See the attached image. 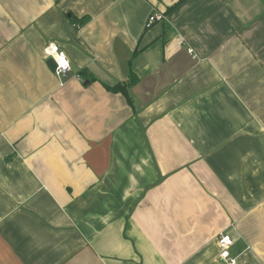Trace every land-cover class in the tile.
I'll return each instance as SVG.
<instances>
[{"label": "crops", "instance_id": "crops-1", "mask_svg": "<svg viewBox=\"0 0 264 264\" xmlns=\"http://www.w3.org/2000/svg\"><path fill=\"white\" fill-rule=\"evenodd\" d=\"M222 233L264 264V0H0V264H226Z\"/></svg>", "mask_w": 264, "mask_h": 264}, {"label": "built area", "instance_id": "built-area-1", "mask_svg": "<svg viewBox=\"0 0 264 264\" xmlns=\"http://www.w3.org/2000/svg\"><path fill=\"white\" fill-rule=\"evenodd\" d=\"M164 19L163 15L152 14L147 22V27L152 25L156 21ZM45 55L52 58L56 63L55 74L62 78H67L71 73V66L69 60L65 54L56 44L50 43L46 46ZM80 79V76H76ZM219 258L226 264H235V259L230 256V248L233 245V240L227 233H222L218 236Z\"/></svg>", "mask_w": 264, "mask_h": 264}, {"label": "trees", "instance_id": "trees-1", "mask_svg": "<svg viewBox=\"0 0 264 264\" xmlns=\"http://www.w3.org/2000/svg\"><path fill=\"white\" fill-rule=\"evenodd\" d=\"M72 20H73V22H75L77 25L80 26V25H83L84 23L87 22L88 17L87 16H84V17H81L79 19H75L74 18ZM136 52L137 51L134 52V55L136 54ZM128 79H129V82L127 83V85L116 84V85H114L112 87L105 86V88L107 90L111 91V92L122 93V94H124L125 96L128 97L127 92H126V87L132 86L133 84L136 83V80H137L135 74L132 71L129 72ZM127 99H128V101L130 100L129 97Z\"/></svg>", "mask_w": 264, "mask_h": 264}, {"label": "water", "instance_id": "water-1", "mask_svg": "<svg viewBox=\"0 0 264 264\" xmlns=\"http://www.w3.org/2000/svg\"><path fill=\"white\" fill-rule=\"evenodd\" d=\"M46 65L48 66V68L50 69L52 73H55L56 63L52 58H48Z\"/></svg>", "mask_w": 264, "mask_h": 264}]
</instances>
